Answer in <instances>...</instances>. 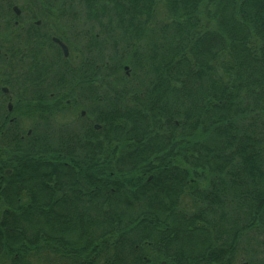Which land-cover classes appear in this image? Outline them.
Listing matches in <instances>:
<instances>
[{"label": "trees", "instance_id": "1", "mask_svg": "<svg viewBox=\"0 0 264 264\" xmlns=\"http://www.w3.org/2000/svg\"><path fill=\"white\" fill-rule=\"evenodd\" d=\"M83 1L139 92L102 106L99 155L1 137L0 264H264V0Z\"/></svg>", "mask_w": 264, "mask_h": 264}, {"label": "flooded vegetation", "instance_id": "2", "mask_svg": "<svg viewBox=\"0 0 264 264\" xmlns=\"http://www.w3.org/2000/svg\"><path fill=\"white\" fill-rule=\"evenodd\" d=\"M68 5L69 0H0V139L5 135L36 139L47 134L50 140L72 132L99 155L102 93L107 88L102 84L109 78L110 86H116L114 74L102 77L101 48L117 44L118 31L114 24L103 27L102 10ZM81 16L86 24H80ZM124 67L128 77L130 70ZM71 76L78 77L77 86L62 84L60 78ZM112 87L114 93L105 105L117 100ZM62 113L76 118L73 125L55 123Z\"/></svg>", "mask_w": 264, "mask_h": 264}, {"label": "rangeland", "instance_id": "3", "mask_svg": "<svg viewBox=\"0 0 264 264\" xmlns=\"http://www.w3.org/2000/svg\"><path fill=\"white\" fill-rule=\"evenodd\" d=\"M70 1V5H68L70 8H73V9H78V8H83V7H86L85 6V4H86V2L85 1H83V0H69ZM163 13H164V9H163V7H162V2H161V0L160 1H158V4H157V9H156V14H157V17L158 18H161L162 16H163ZM76 19L78 18V16H76L75 17ZM82 16L80 17V24H86V22L84 21V20H82ZM107 21H108V19H104V18H101V22H102V24H104V26L103 27H106V28H108V25H107ZM77 24H79V23H77ZM87 24H91V23H87ZM92 25V24H91ZM93 26H95L94 24H93ZM92 26V27H93ZM120 35H121V32L120 31H118V39H117V44H113V45H109V46H102V48H101V65H102V77H107V75L109 74V73H112V74H114L115 75V81H116V86L115 87H112V86H110V84H109V78H108V81L106 82V83H103L102 84V86H103V88H104V86H106L107 88H105V92H103L102 93V97L104 98L103 100H102V106L103 107H106L105 106V99L107 98V97H109L111 94H113L114 93V91L112 90H110L111 89V87L112 88H114V89H116V91L117 92H115V97H116V99H117V97H118V95H117V93L118 92H122L121 90H119V89H124V88H119L118 89V87H117V84L119 85V84H129L131 87H133L134 89H136V90H139V88H136L135 86H136V81H134V80H129V81H126L125 83L124 82H122L121 80H119V83H118V78H119V76L121 75V76H125L124 75V71H123V66L121 65V69L119 70L120 72H118V71H116L115 70V62L116 61H118L119 60V62H124V59H126L125 57H124V55H123V51H124V49L125 48H123V47H125V45L121 42V40H120ZM143 42V41H142ZM142 42L139 44V45H142ZM127 54V53H126ZM73 55V54H72ZM116 60V61H115ZM58 62H60L61 63V59H59V61ZM75 63L76 62H78V60H75L74 61ZM62 64V63H61ZM106 64V65H105ZM108 64V65H107ZM124 66H126V65H124ZM128 67V66H127ZM124 81V80H123ZM123 93V92H122ZM127 101V99H123V102H126ZM76 118L78 117V112H76ZM75 117H72V114H70V115H66V113L64 114V113H62L60 116H58L57 118H55V123H58V124H64V123H66V122H69L71 125H73L72 123L74 122V120L76 119ZM28 127V124H26L25 125V129H24V131L26 130V128ZM50 141H52V142H54L55 140L53 139V137H52V139H50ZM184 202L186 203V204H188V200L187 199H184ZM260 239L262 240V241H264V235H262V236H260ZM240 255V254H239ZM239 260H243L242 259V256L240 255V258H239ZM46 262H41V264H45ZM46 264H48V263H46Z\"/></svg>", "mask_w": 264, "mask_h": 264}, {"label": "water", "instance_id": "4", "mask_svg": "<svg viewBox=\"0 0 264 264\" xmlns=\"http://www.w3.org/2000/svg\"><path fill=\"white\" fill-rule=\"evenodd\" d=\"M63 49H64V51H65V53L64 54H66L67 53V51H66V48L63 46ZM125 68V70L127 69V67L125 66L124 67Z\"/></svg>", "mask_w": 264, "mask_h": 264}]
</instances>
